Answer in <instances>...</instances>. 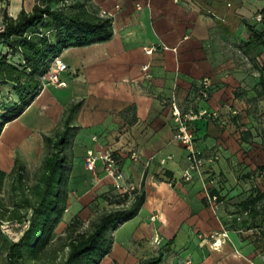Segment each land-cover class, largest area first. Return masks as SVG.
<instances>
[{
  "label": "crops",
  "instance_id": "crops-1",
  "mask_svg": "<svg viewBox=\"0 0 264 264\" xmlns=\"http://www.w3.org/2000/svg\"><path fill=\"white\" fill-rule=\"evenodd\" d=\"M28 2L29 8L20 0L9 14L30 11L35 0ZM88 3L112 20V37L63 50L60 57L68 70L59 78L66 85L42 79L33 102L5 125L0 169L11 172L17 145L24 159L34 162L43 136L62 128L66 111L80 104L73 122L78 130L67 151L68 205L55 233H62L74 210L88 211L96 198L107 205L110 193H117L101 162L95 172L84 163L88 150L109 149L125 187H135L123 194L124 204L110 206H130L136 194H144L145 201L133 219L113 232L111 252L100 264H138L160 254V264L186 259L192 264H264V201L256 204L260 214L247 209L250 199L264 194V93L259 85L264 21L254 20L264 15V0ZM251 30L261 38L253 39ZM146 47L153 52L147 54ZM205 82L207 97L201 93ZM9 92L10 86L0 85V101ZM173 103L183 112L215 114L192 124L197 146L213 162L191 181L182 178L189 162L174 138ZM24 229L20 226L21 235ZM0 239L9 241L7 234ZM216 239L222 241L218 248ZM6 254L0 245V258Z\"/></svg>",
  "mask_w": 264,
  "mask_h": 264
},
{
  "label": "trees",
  "instance_id": "trees-1",
  "mask_svg": "<svg viewBox=\"0 0 264 264\" xmlns=\"http://www.w3.org/2000/svg\"><path fill=\"white\" fill-rule=\"evenodd\" d=\"M112 35V20L101 16L88 0H37L30 11L23 8L15 17L4 8L0 23V85L10 86L9 96L15 102L0 109V135L5 125L17 119L40 93L42 77L55 56L66 48L107 41ZM251 37L261 38L254 30ZM259 85L264 93V75ZM79 107L80 104L71 106L62 128L43 136L45 155L31 184L19 157L11 172L0 169V193L6 179L13 178L12 205L0 197V237L4 223L25 227L18 241H8L7 264H39L47 254L52 264H100L111 252L113 232L133 219L145 201L144 194H136L130 206L103 212L84 231L77 229L78 220L70 221L56 238L61 244L53 242L68 205L67 151L78 130L73 122ZM126 199L118 200L117 205ZM261 201L264 194L258 192L250 199L248 213L260 214L256 204ZM260 211L264 212V203ZM162 259L160 254L138 264H160Z\"/></svg>",
  "mask_w": 264,
  "mask_h": 264
},
{
  "label": "built area",
  "instance_id": "built-area-1",
  "mask_svg": "<svg viewBox=\"0 0 264 264\" xmlns=\"http://www.w3.org/2000/svg\"><path fill=\"white\" fill-rule=\"evenodd\" d=\"M138 9H141L140 5H138ZM254 20L256 22H263L264 15L262 13H258L255 15ZM145 52L147 54H151L153 52V49L150 47H146ZM144 69H148V66H144ZM67 70V63L63 61L60 55H57L51 61L49 70L42 77V79L50 84L64 86L66 85V83L60 80L59 75L60 73L65 72ZM208 86V83L205 82L201 88V93L204 97L208 96ZM172 107L173 120L175 124L174 138L184 147L189 162L188 168L185 169L182 173V178L185 181H191L194 179L195 174H201L205 170L206 165L211 164L213 162V159L206 158L203 154V151L197 146L196 136L192 124L199 118L214 116L215 114L211 113L207 109H200L197 111L190 110L188 112H183L176 103H173ZM131 157L132 159L137 160L139 156L136 152H134L132 153ZM98 162L102 163L106 175L113 179L114 188L116 190H119L123 193L135 190V187H125V185L123 184L124 176L121 171L119 161L111 150L102 149L98 152H94L91 149L88 150L87 156L85 158V166L92 172H95ZM155 219V216L151 217L152 221ZM154 244L156 246H159L161 244L160 236H155ZM221 244V239H216L213 243V246L218 248L221 246ZM183 264H192V260L186 259Z\"/></svg>",
  "mask_w": 264,
  "mask_h": 264
},
{
  "label": "rangeland",
  "instance_id": "rangeland-1",
  "mask_svg": "<svg viewBox=\"0 0 264 264\" xmlns=\"http://www.w3.org/2000/svg\"><path fill=\"white\" fill-rule=\"evenodd\" d=\"M37 0H35L36 2ZM23 2H25L26 6L29 8L30 4L28 2V0H23ZM20 4V0H0V23H1V13L3 11L4 8H6L8 10V12H14V10L17 9V6ZM42 81V80H41ZM42 87H43V83H42ZM3 100L0 101V109H2V107L6 106V105H10L11 103L15 102V100L11 97V96H7V99L2 98ZM8 100V101H7ZM2 105V106H1ZM20 145H17L16 148L14 149V156L15 158L19 157L22 162L25 164L26 168H27V172H28V176H29V183L31 184L34 180V176L35 173L37 171V169L40 167L41 162L43 160V157L45 155V151H44V145L41 149L40 155L39 157L32 162L31 164L28 163V161H26V159H24V157L20 154ZM85 163V162H84ZM12 180L13 178L9 177L6 179L5 183H4V187L2 192L0 193V197L3 199L5 204L8 205H12L11 203V199H12V191H11V184H12ZM116 190V189H115ZM116 194L110 193V197H107V205H100L98 204V200L97 198L95 200H93L90 205H89V210H79V211H73L72 214L74 217L70 220L71 222L74 220H78L77 221V229L84 231L86 229L89 228L90 222L94 219H96L100 214H102L105 211L111 210L116 208L115 206H110L111 204H116L118 200H122L123 197V192H120L119 190H116ZM20 224H14V225H9V224H5L2 227V232L3 234H7L9 241H15L18 238H20ZM62 233H64V230L62 231ZM62 233H55V235L53 236V242L57 243V244H61V242H58V240H56L57 236L61 235ZM1 240V239H0ZM5 240V239H4ZM0 241V245L1 248H7L8 247V243H5V241ZM7 244V245H6ZM63 254V253H62ZM61 254V256H62ZM49 256L50 254L45 255L42 260L39 262V264H52L49 261ZM5 260V257H1L0 261Z\"/></svg>",
  "mask_w": 264,
  "mask_h": 264
}]
</instances>
